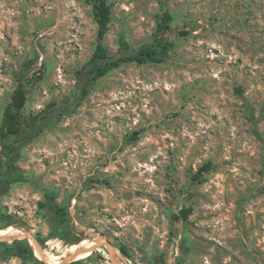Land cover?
I'll list each match as a JSON object with an SVG mask.
<instances>
[{"label":"rangeland","instance_id":"374dc122","mask_svg":"<svg viewBox=\"0 0 264 264\" xmlns=\"http://www.w3.org/2000/svg\"><path fill=\"white\" fill-rule=\"evenodd\" d=\"M107 1L111 53L120 34L151 42L165 9L173 47L98 79L23 149L0 264H264V0ZM97 33L88 0H0V125L20 84L27 114L72 98Z\"/></svg>","mask_w":264,"mask_h":264},{"label":"trees","instance_id":"16d2710c","mask_svg":"<svg viewBox=\"0 0 264 264\" xmlns=\"http://www.w3.org/2000/svg\"><path fill=\"white\" fill-rule=\"evenodd\" d=\"M93 5V16L98 25L97 43L90 58L76 72V91L72 98L65 99L62 103L53 104L54 107L45 108L39 113L27 114V90L20 84L11 95V100L6 104L2 114L0 125V144L4 151V162L0 161V171L4 167L6 178L0 177V188L5 183L7 187L21 178V169L18 162L23 149L41 135L50 125L64 116L72 114L91 94L95 82L105 77L113 69L120 67L127 62L139 64L164 62L173 47V43L166 34L172 29V13L169 9L159 15L157 27L151 42L144 43L138 47L131 44L124 34L118 37V50L111 53L105 39L110 30L112 22V7L107 0H88ZM13 138V141H10ZM4 164V165H3ZM208 167V166H207ZM201 168V171L207 170ZM55 207V213L58 208ZM61 221V213H56ZM20 233L18 236L23 237ZM9 254L34 258L33 247L25 239H16L13 244H6ZM92 248L88 255L84 256L86 261L91 262L104 259V256ZM95 249V250H93ZM121 251L131 256L126 247Z\"/></svg>","mask_w":264,"mask_h":264},{"label":"bare ground","instance_id":"6f19581e","mask_svg":"<svg viewBox=\"0 0 264 264\" xmlns=\"http://www.w3.org/2000/svg\"><path fill=\"white\" fill-rule=\"evenodd\" d=\"M11 235H12V234H11ZM0 236H3V237H9L10 234H6V233L0 231ZM86 250H87V248H86ZM86 250H85V252H86Z\"/></svg>","mask_w":264,"mask_h":264}]
</instances>
